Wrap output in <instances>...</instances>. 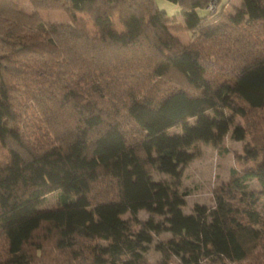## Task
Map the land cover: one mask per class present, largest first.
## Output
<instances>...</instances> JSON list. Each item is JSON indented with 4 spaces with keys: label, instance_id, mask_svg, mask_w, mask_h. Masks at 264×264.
<instances>
[{
    "label": "trees",
    "instance_id": "obj_1",
    "mask_svg": "<svg viewBox=\"0 0 264 264\" xmlns=\"http://www.w3.org/2000/svg\"><path fill=\"white\" fill-rule=\"evenodd\" d=\"M28 1L31 13L0 0V264H150L167 222L161 264H264V188L249 186L264 187V167L232 168L214 206L190 213L187 190L151 176L180 183L188 148L223 144L234 116L245 158L264 159V0L234 14L170 0L183 23L155 0ZM57 191L59 205L42 207Z\"/></svg>",
    "mask_w": 264,
    "mask_h": 264
},
{
    "label": "rangeland",
    "instance_id": "obj_2",
    "mask_svg": "<svg viewBox=\"0 0 264 264\" xmlns=\"http://www.w3.org/2000/svg\"><path fill=\"white\" fill-rule=\"evenodd\" d=\"M22 7L27 12H33L34 8L28 0H18ZM158 9L165 11L166 16L173 19L176 23H183L184 15L182 14L179 4L170 0H155ZM240 0H220V7H225V12L233 13L234 7L240 5ZM205 14V10L200 11ZM40 15L50 21L54 22H67L68 15L61 10H40ZM119 31H124V27L117 23ZM185 43L189 44L193 41V36L188 31H180L175 33ZM230 115L231 113L227 111ZM190 122L194 123L195 118H190ZM236 126H245V121L240 116H234L233 122L228 133L225 136L223 144H215L213 142L197 141L188 148V151L194 153V158L183 166L181 172L180 183H176L177 179L170 173L158 172L154 170L151 173L152 179L155 182L166 181L175 186L179 184L180 190H187L190 194L186 197V204L183 210L186 213L194 211L197 204L205 205L209 208L215 204L214 193L215 190L224 182L229 181L231 177L232 168L244 170L247 168L264 167V159L259 156L254 159L245 158V148L250 143L249 137L246 136L243 140H237L232 137L233 130ZM170 134L182 133L180 127H174L169 130ZM6 151H0V160L3 159ZM249 186L254 190H262V184L258 179H252ZM59 192L50 194L42 207H54L59 205ZM130 213L126 212L122 218H129ZM139 218L147 220L150 218L155 221H166L169 215L157 214L143 209L139 212ZM169 227V223L167 222ZM166 227L159 234L154 237L153 242L149 245L145 256L150 264H161L164 257L159 244L169 245L170 240L173 238V233ZM259 250V248H258ZM255 260V259H254ZM254 260H246L243 264H255ZM171 264H182L179 257L173 255ZM203 264H223L221 261L205 262Z\"/></svg>",
    "mask_w": 264,
    "mask_h": 264
},
{
    "label": "built area",
    "instance_id": "obj_3",
    "mask_svg": "<svg viewBox=\"0 0 264 264\" xmlns=\"http://www.w3.org/2000/svg\"><path fill=\"white\" fill-rule=\"evenodd\" d=\"M219 2L220 0H209L205 5V10L211 13H218L221 10Z\"/></svg>",
    "mask_w": 264,
    "mask_h": 264
},
{
    "label": "crops",
    "instance_id": "obj_4",
    "mask_svg": "<svg viewBox=\"0 0 264 264\" xmlns=\"http://www.w3.org/2000/svg\"><path fill=\"white\" fill-rule=\"evenodd\" d=\"M241 2H240V5L239 6H236V7H234V11H233V14L237 11V10H239V9H241V8H243L244 7V1L245 0H240Z\"/></svg>",
    "mask_w": 264,
    "mask_h": 264
}]
</instances>
